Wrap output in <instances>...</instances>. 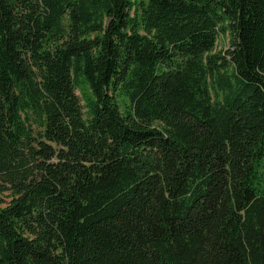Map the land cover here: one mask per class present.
Instances as JSON below:
<instances>
[{"label": "trees", "instance_id": "1", "mask_svg": "<svg viewBox=\"0 0 264 264\" xmlns=\"http://www.w3.org/2000/svg\"><path fill=\"white\" fill-rule=\"evenodd\" d=\"M4 192L0 264H264V0H0Z\"/></svg>", "mask_w": 264, "mask_h": 264}, {"label": "rangeland", "instance_id": "2", "mask_svg": "<svg viewBox=\"0 0 264 264\" xmlns=\"http://www.w3.org/2000/svg\"><path fill=\"white\" fill-rule=\"evenodd\" d=\"M230 44H231L230 36L220 34L217 40L216 50L217 51L226 50L230 47ZM77 92L79 93V91ZM0 199L2 200L1 204L5 205L7 202L11 200L10 192L0 193Z\"/></svg>", "mask_w": 264, "mask_h": 264}]
</instances>
